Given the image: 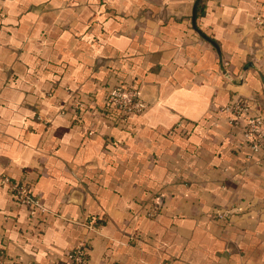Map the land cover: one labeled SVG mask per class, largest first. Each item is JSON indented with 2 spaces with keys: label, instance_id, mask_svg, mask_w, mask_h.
Segmentation results:
<instances>
[{
  "label": "crops",
  "instance_id": "1",
  "mask_svg": "<svg viewBox=\"0 0 264 264\" xmlns=\"http://www.w3.org/2000/svg\"><path fill=\"white\" fill-rule=\"evenodd\" d=\"M116 86L145 110L103 111ZM237 100L264 120V0H0V174L48 209L0 187V258L65 264L86 239L87 264H264Z\"/></svg>",
  "mask_w": 264,
  "mask_h": 264
},
{
  "label": "built area",
  "instance_id": "2",
  "mask_svg": "<svg viewBox=\"0 0 264 264\" xmlns=\"http://www.w3.org/2000/svg\"><path fill=\"white\" fill-rule=\"evenodd\" d=\"M81 106L82 103L77 100L72 103L74 110ZM111 108L115 109L122 118H128L142 113L146 108V103L138 97L134 88L116 86L109 88L104 96L103 111ZM225 109L229 112V123L240 128L250 153L264 150L263 118L260 115L247 113L246 103L239 100L229 104ZM87 134L91 135L92 130L88 129ZM0 187H4L19 205L27 209L30 218L38 217L48 211L40 199L31 191L28 184L24 182H17L6 174H0ZM224 214V212L217 213V216L222 217ZM89 226L91 227V225ZM87 246L86 239H82L72 246L66 253L65 264H87ZM0 264H6L3 257L0 258Z\"/></svg>",
  "mask_w": 264,
  "mask_h": 264
}]
</instances>
